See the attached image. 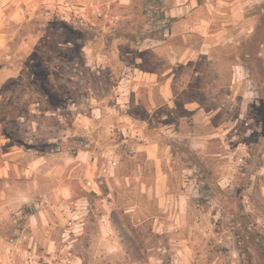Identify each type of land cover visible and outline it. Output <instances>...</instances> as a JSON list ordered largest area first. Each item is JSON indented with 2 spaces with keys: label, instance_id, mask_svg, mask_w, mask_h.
Listing matches in <instances>:
<instances>
[{
  "label": "rangeland",
  "instance_id": "374dc122",
  "mask_svg": "<svg viewBox=\"0 0 264 264\" xmlns=\"http://www.w3.org/2000/svg\"><path fill=\"white\" fill-rule=\"evenodd\" d=\"M198 6L175 40L173 0H0V264H264V0Z\"/></svg>",
  "mask_w": 264,
  "mask_h": 264
},
{
  "label": "crops",
  "instance_id": "0c3cea01",
  "mask_svg": "<svg viewBox=\"0 0 264 264\" xmlns=\"http://www.w3.org/2000/svg\"><path fill=\"white\" fill-rule=\"evenodd\" d=\"M216 1H220V0H216ZM173 2H174V7L172 8V10H170V14L178 18L176 22H174L175 25L172 29V34H171L172 37L175 38V40L178 39L180 32L181 34H183L184 37L186 36L184 34V30L186 29L184 28L185 27L188 28L187 18L189 17L187 15L184 16L182 14H184V11L188 12L189 8H192L195 12L193 13L192 17L195 18L193 20H195L194 26L196 27V29H200L202 31L206 29L204 26L206 20L205 18L201 16L202 11L200 10V7L198 6V0H173ZM178 16H182V17H178ZM189 50L190 48L186 46L183 47L180 45H175L173 47L175 56L169 57L167 59L168 63L165 66L169 68H163L160 71L157 70L153 72L152 74L153 76L148 77V79L157 78L156 82L159 85V88L156 91L158 93L159 98H167V97L174 96L175 89L171 86V83L173 82L174 75L179 74L180 67L182 68V66L186 64V63L184 64L182 61L183 59L182 55L186 53V51H189ZM189 62L191 61H187V63ZM195 62H198V60L194 61V64ZM159 64L162 65L163 63L159 62ZM167 72L168 73L170 72V74L168 75ZM193 74L195 77H199L202 75L200 71H194ZM158 150H159V144L156 141L148 140V141L141 142L138 145V152L136 153L140 154L141 156H143V158H145L148 162H150L154 169V172H153L154 182H152L153 184H148L144 181L141 182L140 192H143V194L150 192L151 196H153L154 198V202H155L154 204L156 205L157 210L163 211L169 208L183 209L184 208L183 201L185 197L187 196V194L183 192L180 193L179 190L177 191V189L173 191V189L169 188V186L167 185L168 176L163 174L162 169L160 168V163L158 162ZM138 166L141 167L140 164H138ZM186 190L188 189H185V191L184 190L183 191L186 192ZM145 205H146L145 202L140 201L137 207L138 209H145L146 207Z\"/></svg>",
  "mask_w": 264,
  "mask_h": 264
},
{
  "label": "trees",
  "instance_id": "16d2710c",
  "mask_svg": "<svg viewBox=\"0 0 264 264\" xmlns=\"http://www.w3.org/2000/svg\"><path fill=\"white\" fill-rule=\"evenodd\" d=\"M117 230L120 233V238L122 240L123 243H125V246H127L128 248H130L132 251L136 250L135 242L133 240V238L127 233V231L121 226V224H117L116 225Z\"/></svg>",
  "mask_w": 264,
  "mask_h": 264
},
{
  "label": "built area",
  "instance_id": "2783aa9c",
  "mask_svg": "<svg viewBox=\"0 0 264 264\" xmlns=\"http://www.w3.org/2000/svg\"><path fill=\"white\" fill-rule=\"evenodd\" d=\"M159 22H162V33L167 35L169 31L168 25H167V19H160ZM75 226H77V224Z\"/></svg>",
  "mask_w": 264,
  "mask_h": 264
}]
</instances>
